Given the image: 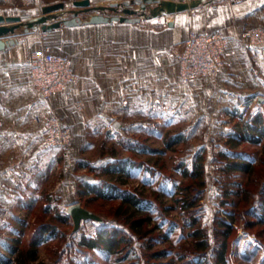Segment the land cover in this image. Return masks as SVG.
<instances>
[{"label": "rangeland", "instance_id": "obj_1", "mask_svg": "<svg viewBox=\"0 0 264 264\" xmlns=\"http://www.w3.org/2000/svg\"><path fill=\"white\" fill-rule=\"evenodd\" d=\"M59 2L64 3L65 9L62 14L70 15L66 5L69 8L78 9L73 6V0ZM7 6L17 8V12L29 10L33 14L32 17H35L38 12H41L44 3L38 0L37 5L25 6L19 0L9 3L0 0V11H5ZM133 7L138 10V15L143 16V14H152L156 4H151L153 8L145 11L140 10L138 4H134ZM81 16L87 19L85 14ZM52 21L54 18L48 20V22ZM257 26L264 27V23L248 28ZM38 30L41 32L33 35L34 40H32L34 41L32 46L37 48L34 51L48 48L55 54H66L71 60L73 57L77 60L78 43L74 41L77 34L75 38L74 35L69 37L70 34L63 28L48 33ZM247 46L264 54V48ZM181 83L184 86L179 87L182 94L177 102H173L170 98V87L167 86L160 100L151 101L149 113L142 114L138 111L134 115H124L123 129L122 127L117 129L112 121L108 120L104 124L91 126L88 131L76 130V136L80 135L83 139V144L78 150L72 147L71 142L66 147L44 148L41 143L44 134L43 124L51 115L45 114L39 117V121H36L38 134L33 136L31 150L24 155L26 160L39 155L37 170L32 174L31 180H28L30 184L25 188L24 195L27 197L25 196L15 209L7 213V224L0 223V253L7 254L6 242L18 236L21 230L20 237L27 242L36 223L49 221L57 227V232L53 239L45 240L37 245L36 253L39 262L42 261L44 264H118L114 256L106 254L100 248L85 250L80 246L73 249L68 247L70 240L77 238V234L92 235L95 225L98 224L97 220H81L79 227L74 229L73 219L67 212L70 204L80 203L91 211V208L95 209L97 211L95 214L105 217L106 220L112 218L107 213L108 211L112 213L115 202L93 198L86 192L87 189L84 191V186H81V190L78 188L77 182L85 183L88 188L86 183L88 178L87 180L91 183L102 184L100 186L103 191H108V186L114 184L121 188H135L137 192L142 193L150 201L147 209H143L149 220L148 226H156L155 229L160 233L150 249H167V252L158 255L157 259L150 256L148 261L153 260L154 264H180L177 252L181 250L182 244L187 245L192 238L191 228L186 223L177 198L181 187L188 181L186 173L191 167L190 161L198 156H202L206 180L204 196L200 200V209H202V215L198 219L200 226L211 229L216 216H226L228 211H233L235 214V211H238L236 209L238 204L244 199V194L248 196V205L245 208L253 209L261 204L264 205V198L255 192L257 186L254 185L256 183L254 179L253 184L247 174L229 173L220 167L219 159L216 160V157L219 151L229 153L228 147L233 143L234 137L224 133L221 125L223 121L220 120L221 123H219L213 120L215 115L207 111L210 110L206 107L207 101L200 104L196 97L188 94L187 84L190 82ZM79 104L82 102L76 101L74 108L80 109L82 105ZM138 107L136 106V110ZM220 118L222 117L219 115ZM172 138L175 139L173 143H171ZM235 149L248 151L252 154L254 161H257L264 151V139L257 144L243 142ZM121 161L126 162L127 165L120 170L118 162ZM262 167L264 169V165ZM235 181H240V186H235ZM241 185H247L251 193L249 194V190H246L248 193H244ZM47 205H50L49 210H43ZM58 210H61L62 216L66 217L65 220L54 216ZM236 219L232 223L235 231L229 238V245L232 244L231 261L236 264H251L244 260L242 255L253 245L258 248V263L262 259L264 261V246L256 237V230L264 226L245 228L242 217ZM215 241L216 238L213 236L212 243L215 244ZM0 264L3 263L0 261Z\"/></svg>", "mask_w": 264, "mask_h": 264}, {"label": "crops", "instance_id": "obj_2", "mask_svg": "<svg viewBox=\"0 0 264 264\" xmlns=\"http://www.w3.org/2000/svg\"><path fill=\"white\" fill-rule=\"evenodd\" d=\"M42 1L47 5L60 0ZM125 1L132 0H90V4L119 3L122 14ZM175 1L189 6L182 11L143 14L134 22L82 23L53 29L63 28L69 37L77 34L74 41L78 43V55L77 60H71V67L78 80L50 99L42 98L27 76V61L37 49L32 46L33 35L41 31L31 29L26 33L23 27L15 30L12 36L17 42L0 50V223L7 222V213L26 196L28 180L37 170L39 155L24 158L31 150L33 136L38 134L36 119L45 114L57 116L73 134L74 130L88 131L108 120L118 128L124 124V115L149 113L151 101L160 100L167 86L170 98L177 102L182 94L179 87L184 84L176 56L190 30L219 32L230 43L220 70L191 81L188 94L200 104L208 102L207 111L215 115L214 121H223L224 133L230 137L236 138L235 130L240 131L248 118L241 113L242 104L249 103L250 114L259 113L264 120V54L243 41L248 27L264 23V0ZM6 8L0 14L22 15L24 20L33 15L29 10ZM150 8L148 4L146 10ZM62 12H57L59 17H70ZM78 100L82 102L80 109L74 108Z\"/></svg>", "mask_w": 264, "mask_h": 264}, {"label": "trees", "instance_id": "obj_3", "mask_svg": "<svg viewBox=\"0 0 264 264\" xmlns=\"http://www.w3.org/2000/svg\"><path fill=\"white\" fill-rule=\"evenodd\" d=\"M247 117V120L242 123L240 131L235 130L236 138H232L233 143L229 147L227 146L229 153L219 151L216 160L219 159L220 167L224 171L229 173L243 172L248 175L251 183L254 179L256 183L254 184L253 182V184L257 186L255 192L264 198V169H262L264 151L260 159L255 160V163L251 153L235 149L243 142L258 143L264 137V120L261 115L259 113H249ZM121 127L123 129L124 124ZM119 131L121 132V130ZM75 133L76 130H74L70 142L72 147L78 150L83 144V139L80 135L77 137ZM174 141L175 139L172 138L171 143ZM201 157L198 156L193 161H190L189 172H185L188 175V181L181 187V192L177 198L186 223L191 228L190 235L192 238L187 245H181V250L177 252L179 255L178 259L181 261L180 264H236L231 261L232 244L229 245V238L232 236V232L235 231L232 223L237 220L236 218L242 217L245 228L258 225L264 226V205L261 204L253 209L245 208L248 205V196L244 194V199L238 204V208H236L238 211H235V214L233 211H228L226 216H216L211 229L200 226L198 223L199 216L202 215L200 200L204 196L206 185L204 165ZM118 163H120V166H118L120 170L127 165L124 161ZM87 179L88 188L85 183L80 184L77 182L78 188L81 190V186H84V191L87 189L86 192L91 194L93 198L113 201L115 202V207L112 213L109 211L107 213L108 216H112L110 220H106L105 217L99 215L102 221L97 220L98 224L95 225L92 235L87 236L84 233H80L77 234V238L70 240L68 243L70 249L79 248L78 246L85 250L100 248L106 254L114 256V260L118 264H147L150 262V260L148 261L150 256L157 259L158 255L167 252V249L162 248L150 249L153 241L159 237L160 233L155 229L157 228L156 226H148L149 220L143 209H147L150 201L142 193L137 192L135 188H121L114 186V184H108V191H103L100 186L102 184L97 185ZM235 184V186H240V181H235ZM241 186L242 190L245 191L244 193H248L246 191L249 190L248 186ZM250 193L251 190H249ZM49 208L50 205H47L43 210L47 211ZM91 209L94 213L97 212L95 209ZM60 212L61 210H58L54 216L65 220L66 217L62 216ZM36 224L27 242L20 237L22 230L18 236L6 242L7 254L0 253L1 263L44 264L42 261L41 263L37 260V245L45 240L53 239L56 236L57 227L49 221ZM263 231L264 228L256 230V237L264 246ZM213 236L216 238L215 244L212 243ZM257 250V246L253 245L248 251L243 253L242 258L251 264H264L263 259L258 263ZM152 261L150 264H154Z\"/></svg>", "mask_w": 264, "mask_h": 264}, {"label": "built area", "instance_id": "obj_4", "mask_svg": "<svg viewBox=\"0 0 264 264\" xmlns=\"http://www.w3.org/2000/svg\"><path fill=\"white\" fill-rule=\"evenodd\" d=\"M6 3L13 0H3ZM22 5H37L38 0H19ZM191 13L195 12L191 10ZM245 44L264 48V27L248 28L243 33ZM227 36L219 32L190 30L176 56L180 80L189 83L196 79L216 74L224 64V53L229 45ZM27 76L33 89L44 99H50L78 80L71 67V58L66 54H55L48 48L38 49L27 61ZM82 105V104H79ZM245 117L251 110L249 103L240 107ZM39 121V118L36 119ZM42 146L44 148L66 147L71 139L68 127L62 125L57 116L44 121Z\"/></svg>", "mask_w": 264, "mask_h": 264}, {"label": "water", "instance_id": "obj_5", "mask_svg": "<svg viewBox=\"0 0 264 264\" xmlns=\"http://www.w3.org/2000/svg\"><path fill=\"white\" fill-rule=\"evenodd\" d=\"M73 6L78 9H68L70 17H59V10H64V3H52L42 6V14L23 20L20 15H3L0 14V50H4L9 45L17 42V38L13 37L17 28L23 27L24 32H29L31 29L42 31H51L62 25L72 26L79 24H98L107 22H134L140 20L138 10L133 7L138 4L140 10H146L148 4L155 3V10L152 14L161 13L166 10L182 11L189 5L184 2L162 1V0H132L125 1L122 7V14L118 12L119 3H111L108 6H93L90 0H73ZM111 10V13H105V10ZM81 14H89L87 19H83ZM50 18L54 21L48 22ZM10 35L3 38V36ZM67 212L71 215L74 222V229H77L81 220L94 219L102 221L101 217L91 210L81 206L80 203H73L67 207Z\"/></svg>", "mask_w": 264, "mask_h": 264}]
</instances>
